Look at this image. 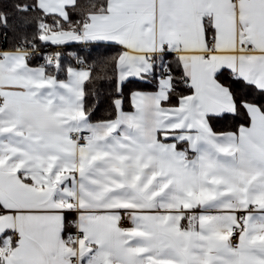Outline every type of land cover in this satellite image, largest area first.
Segmentation results:
<instances>
[{
	"label": "snow or ice",
	"instance_id": "obj_1",
	"mask_svg": "<svg viewBox=\"0 0 264 264\" xmlns=\"http://www.w3.org/2000/svg\"><path fill=\"white\" fill-rule=\"evenodd\" d=\"M0 264H264V0H0Z\"/></svg>",
	"mask_w": 264,
	"mask_h": 264
},
{
	"label": "trees",
	"instance_id": "obj_2",
	"mask_svg": "<svg viewBox=\"0 0 264 264\" xmlns=\"http://www.w3.org/2000/svg\"><path fill=\"white\" fill-rule=\"evenodd\" d=\"M219 127H223V124L219 125Z\"/></svg>",
	"mask_w": 264,
	"mask_h": 264
}]
</instances>
